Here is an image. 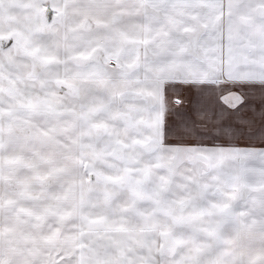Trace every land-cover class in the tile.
<instances>
[{
    "label": "snow or ice",
    "instance_id": "snow-or-ice-1",
    "mask_svg": "<svg viewBox=\"0 0 264 264\" xmlns=\"http://www.w3.org/2000/svg\"><path fill=\"white\" fill-rule=\"evenodd\" d=\"M0 264H264V0H0Z\"/></svg>",
    "mask_w": 264,
    "mask_h": 264
}]
</instances>
